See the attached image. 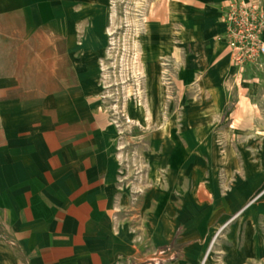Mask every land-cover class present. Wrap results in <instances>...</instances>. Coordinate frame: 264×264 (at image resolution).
Here are the masks:
<instances>
[{"label":"crops","instance_id":"obj_1","mask_svg":"<svg viewBox=\"0 0 264 264\" xmlns=\"http://www.w3.org/2000/svg\"><path fill=\"white\" fill-rule=\"evenodd\" d=\"M176 1L181 23L208 27L189 34L195 49L213 46L210 63L183 66L178 85L205 96L208 137L242 148L235 153L264 154V57L242 70L230 65L220 21L230 0ZM255 1L264 12V0ZM72 15L71 0H0V236L17 251L0 264H148L144 239L165 246L185 216L172 213L162 190L152 213L148 189L136 231L134 181L121 177L116 135L88 112ZM192 122L198 130V117ZM167 134L162 147L171 145ZM171 146L175 158L164 168L181 151Z\"/></svg>","mask_w":264,"mask_h":264},{"label":"rangeland","instance_id":"obj_2","mask_svg":"<svg viewBox=\"0 0 264 264\" xmlns=\"http://www.w3.org/2000/svg\"><path fill=\"white\" fill-rule=\"evenodd\" d=\"M176 4L71 0L77 62L90 83L88 112L102 116L104 129L116 135L114 146L126 165L121 177L134 181L128 212L136 231L148 189L152 213L154 192L162 190L172 213L185 216L165 246L153 247L152 236L144 239L140 252L148 264H264V154L235 153L242 148L208 137L205 96L192 83L177 82L183 66L210 63L213 46L205 42L195 49L189 34L208 27L181 23ZM196 117L198 130L192 129ZM165 132L168 143L181 147L174 168L161 165L175 158L170 144L160 146ZM2 238L4 261L17 251Z\"/></svg>","mask_w":264,"mask_h":264},{"label":"built area","instance_id":"obj_3","mask_svg":"<svg viewBox=\"0 0 264 264\" xmlns=\"http://www.w3.org/2000/svg\"><path fill=\"white\" fill-rule=\"evenodd\" d=\"M220 21L230 65L238 70L259 65L264 57V12L260 3L227 1L220 8Z\"/></svg>","mask_w":264,"mask_h":264},{"label":"bare ground","instance_id":"obj_4","mask_svg":"<svg viewBox=\"0 0 264 264\" xmlns=\"http://www.w3.org/2000/svg\"><path fill=\"white\" fill-rule=\"evenodd\" d=\"M146 115V114H145ZM148 117V116H147Z\"/></svg>","mask_w":264,"mask_h":264}]
</instances>
